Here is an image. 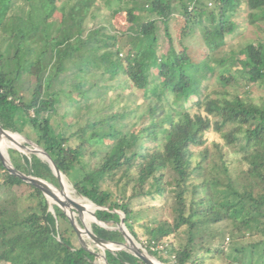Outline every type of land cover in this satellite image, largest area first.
<instances>
[{
  "label": "trees",
  "instance_id": "1",
  "mask_svg": "<svg viewBox=\"0 0 264 264\" xmlns=\"http://www.w3.org/2000/svg\"><path fill=\"white\" fill-rule=\"evenodd\" d=\"M81 1L0 0V128L33 136L62 176L72 179L73 189L104 208L95 211L100 222L118 223L113 211H119L135 239L134 227L141 226L144 248L163 264H202L205 256L224 253L225 238L260 236L254 245H264V96L255 100L243 89L264 87V43L251 42L218 57L236 30L233 17L239 11L245 10L264 33V0H119L110 13L111 20L122 21L114 34L105 26L84 34ZM174 14L182 18L179 47L169 33ZM158 23L168 40L164 54L158 52ZM196 32L199 47L189 44ZM95 75L105 82L88 89L96 99L117 81L142 100L140 126L122 133L95 112L88 135H77L84 141L71 146L70 137L55 132L49 116L71 84L81 88ZM212 79L218 88L209 92ZM67 99L73 106L80 103L75 108L80 115L86 92ZM192 107L204 115H191ZM64 117L60 126L70 127L71 119ZM210 130L222 143L205 146ZM227 150L239 155L243 169H231ZM7 153L16 171L58 182L35 154ZM117 175L113 186L127 178L129 196L116 198L101 188L106 178ZM20 187L35 198L37 211L21 215L0 208V264H96L63 211L52 205V214L42 192L0 162V189ZM67 196L72 210L77 203ZM164 198L175 205L170 230L153 225L156 216L148 214L136 222L139 213L132 201ZM91 229L98 238L123 242L120 234L97 224ZM180 230L184 244L176 249L165 243L162 251L168 257L160 258L158 246ZM107 255L108 264H144L125 251Z\"/></svg>",
  "mask_w": 264,
  "mask_h": 264
},
{
  "label": "rangeland",
  "instance_id": "2",
  "mask_svg": "<svg viewBox=\"0 0 264 264\" xmlns=\"http://www.w3.org/2000/svg\"><path fill=\"white\" fill-rule=\"evenodd\" d=\"M119 0H82L79 2V7L84 6L82 12L85 14V20L83 24L84 34H86L91 29H96L101 26L107 27L112 34L115 33V28H117V23L122 22L121 20H111L110 13L112 10L118 6ZM173 5L177 7L176 1L173 2ZM210 6V5H208ZM1 7V6H0ZM123 17V15H122ZM233 20L236 22L237 27L233 35L227 37V43L225 47H223L218 55V57L224 58L227 54L232 52H238L240 49L245 47L248 43H264V33L260 32L255 26L251 24L250 15L245 10L239 11L233 17ZM182 26V18L178 14H174L169 22V33L174 40V44L178 46L177 40L179 35V29ZM157 37H158V52L164 54L168 48V40L163 34L162 27L158 23L157 29ZM195 37L187 43L191 45H197L196 47L200 46V34L196 32ZM7 39V38H5ZM4 39L2 35H0V44ZM179 47V46H178ZM4 49V45L1 46V51ZM80 84V83H79ZM93 84H97V86L104 85L105 82L99 78V76H88L82 83L81 88H77L79 85L78 83L71 84L70 87L66 89V95L61 96L59 100V104L56 107L55 114H51L49 116L50 123L55 129V132H60L66 137H70L69 144L75 146L80 144L84 141L83 137L77 136L81 135V131L86 132L88 135L90 121L94 117V113L97 112L98 117L100 119L106 120V123H112L113 127L119 130L122 133H127L130 131L135 130L139 124V118L143 117L145 105L140 98H138L128 86L119 87L117 84L118 82H113V88L108 91L107 94L103 95L101 98L96 99L93 92H90L88 89L93 86ZM215 80L212 79L209 82L210 90L209 92L213 91L214 89L218 88L215 85ZM76 85V87H75ZM244 90L248 91L252 98L255 100L258 99L259 96H264V87L258 85H250L244 86ZM81 92H86V99L83 100L82 105V113L80 115L75 113V108L78 107V104L74 106L69 103L67 99L70 96L72 99ZM69 91L70 94L68 93ZM68 95V96H67ZM131 111L134 114H131ZM191 115L196 113H201L202 111H197L196 108L188 109ZM66 114L64 119L68 120V117L71 119L70 127H66V125L60 126V115ZM114 117V120L111 121L110 118ZM110 119V120H109ZM146 120L145 118L143 119ZM64 123V122H62ZM66 123V122H65ZM11 134V133H10ZM76 134V135H74ZM74 135V136H73ZM21 139L18 137L17 140L9 139L7 144H5V152L7 153L8 149L20 151L22 155L28 156L30 154L29 149H35L34 146L36 145L33 141V136H29V138L23 137ZM205 146L211 147L212 143H222L220 136L216 134L214 131L210 130L205 134ZM16 141V142H15ZM18 141V143H17ZM3 145V144H2ZM26 147V148H25ZM8 148V149H7ZM22 148V149H21ZM17 149V150H16ZM25 149V150H24ZM201 148H199L200 150ZM88 150V149H87ZM227 159L231 163L232 170H241L245 167V165L240 161L239 155L233 154L232 150H227ZM8 154V153H7ZM129 175H133L131 171ZM118 179V175L111 178H106V182L101 184V188L103 190L111 192L116 198L127 197L131 193V184L127 183V178H123L117 186H113V182H116ZM64 181L67 186L72 190V179H66L64 177ZM113 183V184H112ZM117 183V182H116ZM170 190V189H168ZM62 191V190H61ZM171 192V191H170ZM45 197L47 195L44 193ZM170 195V194H169ZM168 195V196H169ZM63 197H65L63 193ZM48 200V198H47ZM77 205L72 204L76 207L80 213L81 217L84 219V211L83 207H81L78 199H74ZM49 202V200H48ZM50 203V202H49ZM51 205H54L50 203ZM174 202L170 198H164L163 200H150V199H138L131 202V208L133 211H137L139 213V217L136 219L137 223H142L143 217L148 214L149 218L156 216V222L158 227L163 229L170 230L172 224L174 222L175 214H174ZM0 208L5 209L6 211L16 210V212L21 213V215L28 214L32 211H37L36 208V200L35 198L29 197V190L26 187L20 188H13L11 191L7 192L3 189H0ZM71 210V209H70ZM72 211V210H71ZM93 211L87 209V214L90 216V224L94 223L93 219ZM119 212V211H117ZM73 219H76L80 228H82L79 218L76 214H73ZM73 221V220H71ZM70 221V222H71ZM69 222V223H70ZM117 223H105L104 226L110 228L111 230H116ZM126 228V227H125ZM135 233L137 235V239L133 236H129L130 241L132 240L136 243L142 252L147 253L149 256H152L148 253V251L144 248V229L137 225L134 227ZM128 231V230H127ZM77 236V235H76ZM262 237H253L249 238L246 237L245 239H236V240H227L224 239L223 242V254H216L211 253L210 256L206 258L202 264H264V245H254V243L258 242ZM89 238H81L80 234L79 237L77 236L78 243L88 252L95 255V263L96 264H106V256L104 251H99V249H92L91 244L89 242ZM185 234L182 230L170 235L168 238L165 239L164 244L158 246V250L161 252L159 253L160 258L165 259L168 257V254L165 251H162V248L165 246V243L172 245L177 249L178 247L184 244ZM128 245V244H126ZM134 247V246H133ZM118 250L115 247L114 250L107 251L111 253H116ZM153 257V256H152ZM155 258V257H153ZM156 259V258H155ZM160 262L158 259H156ZM106 262V263H105ZM161 263V262H160ZM2 264V263H1ZM163 264V263H161ZM200 264V263H195Z\"/></svg>",
  "mask_w": 264,
  "mask_h": 264
},
{
  "label": "water",
  "instance_id": "3",
  "mask_svg": "<svg viewBox=\"0 0 264 264\" xmlns=\"http://www.w3.org/2000/svg\"><path fill=\"white\" fill-rule=\"evenodd\" d=\"M0 130L2 132H6V133H11V132H8V131H5L3 129L0 128ZM11 134H15L17 135L18 137H20L21 139H24L21 137V135H19L18 133H11ZM26 148V147H25ZM35 149L31 150L29 149L30 153H33L35 154L37 157H39L41 160H44L45 162H47L53 172V174L56 176V178L58 179V182L57 183H53V182H50V181H46V180H43V179H40V178H37V177H34V176H31V175H25V174H22L18 171H16L13 166L11 165L10 163V160H9V157H8V154L6 153V156L2 153V151L0 150V162L1 164L3 165V167L12 175H15L17 176L20 180H22L23 182L27 183V184H30L32 186H34L35 188H37L38 190H40L43 194V196L45 197L42 189L37 185V184H44L48 187H52L56 190H63V185L61 183V180H60V176H62V174L57 170L56 166L54 165V163L52 162V160L50 159V157L40 148L38 147L37 145L34 146ZM17 150V149H16ZM18 151V150H17ZM19 153H21L20 151H18ZM22 154V153H21ZM63 177V176H62ZM72 192L88 201L89 203H91V205L94 207V212H93V219H94V223H96L97 225H99L100 227L106 229V230H109V231H112V232H115V233H118L122 236L123 238V242L122 243H118V242H114V241H110V240H106V239H101V238H98L92 231L91 229V225H88V224H85L82 220V215L80 213V211L76 208V207H72V214H76L77 217L79 218V221L81 223V226L82 228L86 231L87 235L89 238H92V239H95L97 241H100V242H108L110 245H112L113 247H117L118 250L120 251H125V252H128L129 254H131L132 256H134L135 258L139 259L142 263L144 264H147V262L144 260V258L142 257V255L140 254H135L133 251L131 250H128L126 249V244L128 242V238L126 237L127 235L130 236V234L128 233L127 229L125 228V225H124V215L121 213V212H117V211H113L115 212L117 215H119V222L117 223V228L116 230H111L110 228L104 226V222H100L98 220V218L95 216V211L96 210H103L104 208L98 206L93 200L87 198V197H84L82 195H80L78 192H76L74 189H72ZM47 203H48V210L53 214L54 211H53V208H52V205L48 202L47 198L45 197ZM56 205L57 207H59L63 213L65 214L66 218L68 219V221L70 222L72 219H70V217L66 214V212L58 205V204H54ZM71 226L73 227V230L75 232V234L79 237V234H78V230L76 227H80V225L78 224L77 220L76 219H73V221L70 222ZM122 229H125L126 231V235L122 232ZM131 237V236H130ZM132 238V237H131ZM133 239V238H132ZM110 251V250H109ZM105 255L108 257L107 255V251L105 252ZM152 257V256H151ZM155 259V258H154ZM112 264V263H110Z\"/></svg>",
  "mask_w": 264,
  "mask_h": 264
},
{
  "label": "bare ground",
  "instance_id": "4",
  "mask_svg": "<svg viewBox=\"0 0 264 264\" xmlns=\"http://www.w3.org/2000/svg\"><path fill=\"white\" fill-rule=\"evenodd\" d=\"M14 139L17 140L18 136L15 134H10V133H6V132H2L0 130V150L2 151V153L6 156V152H5V144H7L9 139ZM16 142V141H15ZM18 143V141H17ZM3 144V145H2ZM8 149V148H7ZM22 149V148H21ZM25 150V149H24ZM61 180V183L63 185V190L62 191H58L52 187H48L44 184H37L43 191V193H45L47 195V198L49 200L50 203L52 204H58L65 212L66 214L70 217V219L73 220V214L70 210V207L68 205V202L73 203L67 195L71 196L73 199H78L81 207H83L84 211V219L82 218L83 222L85 224H90V216L87 214V209H90L89 206L91 207V209L94 207L91 205V203H89L88 201L76 196L72 190L67 186V184L64 181V177L60 176L59 177ZM63 193L65 195V197H63ZM75 204V203H74ZM78 230V234H80L81 238H86L88 239V235L86 233V231L83 228L80 227H76ZM122 232L126 235V231L125 229H122ZM128 239V242L126 245V249L133 251L135 254H140L142 255V257L144 258V260L147 262V264H161L160 262H158L156 259H154L153 257L149 256L147 253L142 252L140 247L134 243L132 240L130 241L129 236H126ZM89 242L91 244L92 248H96L99 249V251H111L114 250L115 247H113L112 245H110L108 242H100L97 241L95 239L89 238ZM134 246V247H133ZM106 263V262H105ZM108 264V263H106Z\"/></svg>",
  "mask_w": 264,
  "mask_h": 264
}]
</instances>
